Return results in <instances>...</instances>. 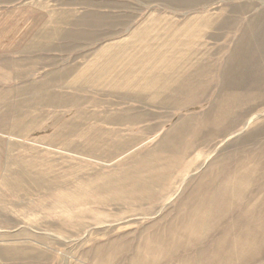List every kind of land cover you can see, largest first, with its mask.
Returning <instances> with one entry per match:
<instances>
[{
	"label": "rangeland",
	"instance_id": "374dc122",
	"mask_svg": "<svg viewBox=\"0 0 264 264\" xmlns=\"http://www.w3.org/2000/svg\"><path fill=\"white\" fill-rule=\"evenodd\" d=\"M236 169L264 264V0H0V264H126Z\"/></svg>",
	"mask_w": 264,
	"mask_h": 264
},
{
	"label": "bare ground",
	"instance_id": "6f19581e",
	"mask_svg": "<svg viewBox=\"0 0 264 264\" xmlns=\"http://www.w3.org/2000/svg\"><path fill=\"white\" fill-rule=\"evenodd\" d=\"M238 170L236 169L237 173L232 177H230L229 174L227 175V177H230L228 183L224 182L227 177L222 178L223 182L218 187V191L204 193V190L201 189L198 192V196L193 198L192 205H190L188 211L185 209L187 212L182 216L183 218L177 223L165 227L162 231L153 233L154 237L150 240H144L141 242L142 244L137 247V250L131 259L127 257L128 249H126V247H121L112 250L110 254L111 260L116 261L120 258L121 260H127L126 264H161L163 261L166 262L171 257H178L176 261L178 264H232L235 260L240 262L245 253L253 255L254 245L256 243L255 232L252 230V227L256 225L254 219L250 220L247 227L244 229L246 231V237L244 236V232H241L240 224L243 225L241 221H235L230 224L224 232L217 231V226L222 223L224 220L223 218L233 206L231 197L232 190H230V188H232L233 184L237 183L240 179L245 180L247 177V175H244L243 173L239 174L241 176L236 175L242 169ZM127 176L129 177L128 174ZM150 181L152 180L150 179ZM93 189L95 190V188ZM90 193L93 192L90 191ZM96 193L97 192H95V194ZM101 194L103 196V193ZM76 195L77 194H75V196ZM86 195L89 194L86 192ZM110 195H112V193ZM132 195L134 196V194ZM59 198L60 197H58V199ZM248 216L249 215H246L244 218L249 219L250 217ZM238 222L240 224H237ZM238 231L239 233L241 232L240 235L232 242L231 248L226 250L228 238ZM218 235H222V239L214 240L211 244L210 241L209 243L207 241L208 245L202 240L204 237L209 236L212 237L211 239H214ZM243 239H246L248 243Z\"/></svg>",
	"mask_w": 264,
	"mask_h": 264
}]
</instances>
